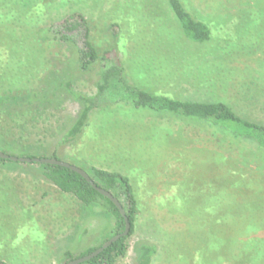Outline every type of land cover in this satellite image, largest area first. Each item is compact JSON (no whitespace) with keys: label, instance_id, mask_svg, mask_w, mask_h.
<instances>
[{"label":"rangeland","instance_id":"1","mask_svg":"<svg viewBox=\"0 0 264 264\" xmlns=\"http://www.w3.org/2000/svg\"><path fill=\"white\" fill-rule=\"evenodd\" d=\"M28 1L0 0V151L127 175L138 213L116 264H136L147 245L157 248L150 264H263L242 261L233 239L264 230V152L204 122L121 106L115 89L96 98L87 125L66 141L82 110L72 92L94 99L104 62L78 69L59 32L66 17L83 14L93 44L124 66L129 82L219 100L264 123V27L252 21L236 40L240 2L184 0L212 28L211 40L195 45L164 0ZM105 205L64 197L35 163L0 161V259L63 264L66 251L80 256L112 236Z\"/></svg>","mask_w":264,"mask_h":264},{"label":"trees","instance_id":"2","mask_svg":"<svg viewBox=\"0 0 264 264\" xmlns=\"http://www.w3.org/2000/svg\"><path fill=\"white\" fill-rule=\"evenodd\" d=\"M160 1L161 0H157L156 5L160 6ZM164 1L176 20L178 31L182 33L186 41L195 45H200L211 40L212 28L204 19H202V17H197L190 12L184 0ZM237 1L240 2V5L238 6L239 9L233 12L236 19V24L234 25L236 40L240 36L239 29L242 30L244 26L252 24V21L254 22V28L258 29L259 27H264V8L258 9L254 7V4L258 3V0ZM29 2L30 0L26 2V4ZM63 25L65 31L60 30V39L63 42L69 43V47L72 48L71 51L76 57L74 59L75 67L77 66L78 69L86 70L99 59L104 62L101 68V82L97 84L98 93L94 99L72 92V96L74 95L76 100L82 105V110L78 118L66 132V141H71V139L80 134L83 128L87 125L89 113L94 107H96L97 99H99L100 94L106 90L115 89L116 93H120V98H118L116 102L117 104L120 103L121 106H128L134 110H146L153 114L176 116L193 122H204L210 126L221 129L223 132H227L237 140L251 145L255 150L264 152V123L260 121H252L240 116L228 104L219 100L203 101L183 99L177 96L156 93V91L154 92L152 89H144L133 82H129L124 74V66L122 67L119 64L110 62V58L105 55L108 54L109 51L100 53L97 47L93 44L88 22L83 14H73L66 17L63 21ZM70 32H76L79 39L71 38L69 35ZM254 45L261 44L255 43ZM25 157L33 158V156ZM50 158L58 159L54 154L51 155ZM0 161L6 162L9 160L0 158ZM22 163L37 164L42 169L43 179L56 187L60 194L64 197L70 196L86 207L94 205L98 199H103L106 202L105 211L115 219L112 236L119 234L124 230V219L118 208L110 199L95 190L91 184L77 172L53 164L36 162ZM88 174L98 186H101L112 193L119 201L120 194L124 196L126 203L121 204L126 210V214L131 223V229L127 236L120 237L117 241L105 248L95 257L89 259L86 263L116 264L117 260L120 257H123L127 251V238L135 231V220L138 210L133 188L130 184L131 181L127 175L119 173L118 171H110L96 167L92 168L91 173ZM222 182L223 184L225 183L223 180ZM116 190H119L120 193H116ZM19 198L21 197L19 196ZM237 216L241 217L242 214H238ZM236 219L239 218L237 217ZM225 225L226 223L224 222L220 224L221 227H224ZM244 225H242V227ZM235 241L239 245L240 259L242 258V261L247 262L253 258L256 262L259 261V263L264 264V230L253 231L251 234L249 233L246 235L236 233L234 234L233 243ZM104 242L97 247L89 248L78 257L91 254ZM156 253L157 248L148 245L144 246L136 264H150L153 255H156ZM6 256L8 262L0 259V264H16L17 262L24 263V261L13 259L9 255ZM15 257H17V255H15ZM78 257H74L69 251H66L64 252L63 264Z\"/></svg>","mask_w":264,"mask_h":264},{"label":"water","instance_id":"3","mask_svg":"<svg viewBox=\"0 0 264 264\" xmlns=\"http://www.w3.org/2000/svg\"><path fill=\"white\" fill-rule=\"evenodd\" d=\"M0 158L8 159L10 161H18V162H36V163L53 164V165H59L62 167L69 168V169L77 172L78 174H80L83 178H85L95 190H97L100 194H102V195L106 196L108 199H110L113 202V204L118 208L121 216L124 219V223H125L124 230L121 233L116 234V235L110 237L109 239H107L100 247H98L91 254L85 255L83 257L75 258L73 260L68 261L66 264H81V263L87 262L89 259L95 257L101 251H103L105 248H107L112 243L117 241L120 237L127 236L129 234L130 229H131V223H130L129 218L126 214V210L122 206L121 202L115 196H113L112 193L105 190L101 186H98L95 183V181L89 176V174L85 170H83L82 168H80L76 165H73L69 162H65V161H62V160H59L56 158L17 157V156H12V155L6 154V153L1 152V151H0Z\"/></svg>","mask_w":264,"mask_h":264},{"label":"flooded vegetation","instance_id":"4","mask_svg":"<svg viewBox=\"0 0 264 264\" xmlns=\"http://www.w3.org/2000/svg\"><path fill=\"white\" fill-rule=\"evenodd\" d=\"M112 237V236H111ZM79 258V257H78ZM67 263V262H66Z\"/></svg>","mask_w":264,"mask_h":264}]
</instances>
